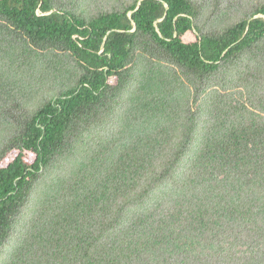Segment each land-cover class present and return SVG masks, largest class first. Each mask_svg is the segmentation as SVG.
<instances>
[{"label": "trees", "instance_id": "1", "mask_svg": "<svg viewBox=\"0 0 264 264\" xmlns=\"http://www.w3.org/2000/svg\"><path fill=\"white\" fill-rule=\"evenodd\" d=\"M3 254L264 264V0H0Z\"/></svg>", "mask_w": 264, "mask_h": 264}, {"label": "rangeland", "instance_id": "2", "mask_svg": "<svg viewBox=\"0 0 264 264\" xmlns=\"http://www.w3.org/2000/svg\"><path fill=\"white\" fill-rule=\"evenodd\" d=\"M78 6H79V8H81V9H84L85 8V6H86V4L84 3V2H79V4H78ZM6 252H8V249H6L5 250V253ZM5 256H4V254L0 257V262L2 261V259L4 258Z\"/></svg>", "mask_w": 264, "mask_h": 264}]
</instances>
